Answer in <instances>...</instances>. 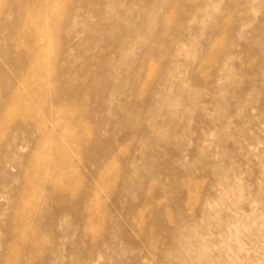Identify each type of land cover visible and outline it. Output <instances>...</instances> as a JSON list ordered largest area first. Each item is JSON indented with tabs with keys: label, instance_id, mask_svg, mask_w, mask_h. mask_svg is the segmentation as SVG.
I'll list each match as a JSON object with an SVG mask.
<instances>
[{
	"label": "rangeland",
	"instance_id": "374dc122",
	"mask_svg": "<svg viewBox=\"0 0 264 264\" xmlns=\"http://www.w3.org/2000/svg\"><path fill=\"white\" fill-rule=\"evenodd\" d=\"M95 1L0 35V264H264V0Z\"/></svg>",
	"mask_w": 264,
	"mask_h": 264
},
{
	"label": "bare ground",
	"instance_id": "6f19581e",
	"mask_svg": "<svg viewBox=\"0 0 264 264\" xmlns=\"http://www.w3.org/2000/svg\"><path fill=\"white\" fill-rule=\"evenodd\" d=\"M110 1L112 2V0ZM52 2L53 0L49 2L46 0H0V35L5 34V31L7 30V28L9 29L10 27H14L16 25L17 27L12 37V43L13 42L15 43L14 41L15 39H20L24 43L31 42L29 44L30 47L28 51V54H29L28 57H31V59L33 60L39 56H42V55L45 56V53L47 52V47L39 43L40 38L43 36V34L42 32H40L38 25L43 20L41 10L43 8L47 9L51 5ZM97 3H98V0L92 3L86 2L82 7H84V9L95 8V14L98 16V18L104 19L105 12L103 11L101 5L97 6ZM70 25H71L70 29H73L76 27L77 24L75 25V23H71ZM123 42H125V40H123ZM107 50L110 52L111 48H107ZM71 56L73 57V54L70 51H68L64 55V57H66L67 59L69 57L71 58ZM102 59H104V57ZM44 70L45 68L41 67V71H44ZM17 95H19L18 91L15 93V97ZM2 97L4 98V100L0 103V118L6 119L8 115H11V112H8V111L3 112V109H2L3 105L5 104L4 101L8 99V93H6V90L2 92ZM57 111H58V114H61L63 110L57 109ZM77 119H78V124H80L79 126L80 128L78 127V130L70 133V139L72 140V146L69 149L68 148L62 149L61 153L64 156H68L70 153H73V150H75L77 146H79L80 144V140H81L80 138L86 137L91 133V130L87 123L88 121L86 120L85 117H83V114L80 116V118H77ZM2 128H3V125L0 126V131ZM9 164H13V163L9 162ZM64 190L65 189H62L61 191H64ZM5 196H6V192L0 191V227L7 225V226L12 227V229L20 232L22 229V225H20L21 220H18V224L20 226L16 224L15 222H10V218L8 221L2 220L3 216L5 215V212L3 211L5 203L1 199L4 198ZM84 196L87 199L90 196V190H86ZM73 197H74V192L72 193L70 198L66 196L64 198L66 199L67 202H70ZM60 201H63V200L62 199L58 200L59 205L56 207V210L52 214H49V212L44 209H46L47 207L50 208L51 205L54 204V202H49V200L47 199V200H44L40 205L38 204L37 210L39 211L38 212L39 218L36 224L37 226H40L41 228L44 229L45 225L48 222L50 221H52V223L60 222L64 219V217H67L70 215L74 217L77 222H81L84 219L85 216L79 210V208L73 205L66 206V204L65 206H61ZM79 204L81 205V202H79ZM74 205H77V204L74 203ZM31 224H33V221ZM51 231L53 232V230ZM29 242L36 243V244H42V245L45 244L44 239L38 236L30 239ZM12 243H15V245H19L24 242L22 239H17V240H14V242Z\"/></svg>",
	"mask_w": 264,
	"mask_h": 264
}]
</instances>
